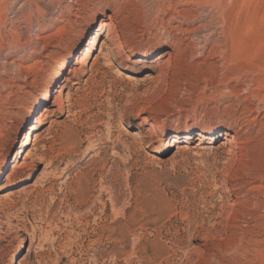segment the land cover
I'll return each mask as SVG.
<instances>
[{"label": "rangeland", "instance_id": "1", "mask_svg": "<svg viewBox=\"0 0 264 264\" xmlns=\"http://www.w3.org/2000/svg\"><path fill=\"white\" fill-rule=\"evenodd\" d=\"M0 264H264V0H0Z\"/></svg>", "mask_w": 264, "mask_h": 264}, {"label": "bare ground", "instance_id": "2", "mask_svg": "<svg viewBox=\"0 0 264 264\" xmlns=\"http://www.w3.org/2000/svg\"><path fill=\"white\" fill-rule=\"evenodd\" d=\"M24 2V1H23ZM174 2V1H173ZM13 3H14V1H13ZM22 3V2H21ZM178 4H179V2H178ZM165 9V8H164ZM173 9V8H172ZM216 10V9H215ZM163 12V11H162ZM167 15H169L170 14V11H169V9H167L166 10V12H165ZM173 13L175 14V16H171L173 19H180V16H179V11H177L175 8L173 9ZM165 15V14H164ZM213 15V14H212ZM12 28V27H11ZM14 29V28H13ZM256 36V35H255ZM230 55V54H229ZM68 63V60H63V61H61L59 64H58V69L59 70H63L64 68H65V66H66V64ZM58 76V75H57ZM47 92H48V88H46V89H44V92H43V94H42V96H44V95H46L47 94ZM70 109V108H69ZM187 134V133H186Z\"/></svg>", "mask_w": 264, "mask_h": 264}]
</instances>
